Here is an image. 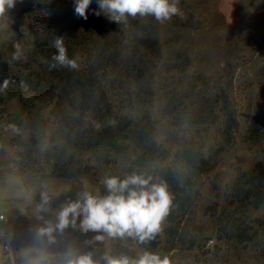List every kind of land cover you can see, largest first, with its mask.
Returning <instances> with one entry per match:
<instances>
[{
	"label": "rangeland",
	"instance_id": "374dc122",
	"mask_svg": "<svg viewBox=\"0 0 264 264\" xmlns=\"http://www.w3.org/2000/svg\"><path fill=\"white\" fill-rule=\"evenodd\" d=\"M223 1L179 0L181 15L171 20L160 23L154 17L141 18L152 24L148 35L160 42L155 50H147L133 39V33L124 30L112 34L111 47L107 46L103 25L98 30L87 21L81 22L72 36L74 44L67 43L83 56L88 69L105 82L116 110L130 114L140 125L151 126L159 143H165L171 151L180 147L219 150V156H211L212 172L199 181L200 195L187 219L203 236L200 247L185 250L197 233L189 229L187 222L175 238L170 236V224L163 221V244L168 250L174 246V251L161 255H169L172 264H264V231L253 236L259 227L257 218L264 220V206H251L246 213H240L236 211L239 204L230 205L226 199L232 195L238 172L259 165L264 171V138L257 143L246 141L248 125L264 102V53L254 47V39L264 33V0H239L232 15ZM44 6L59 17H71L67 0L47 1ZM95 17L88 11L89 20ZM179 19L186 23L191 19L196 26L200 24V29L176 25ZM29 30L25 19L0 21V31L25 47L30 45ZM56 37L63 36L51 38ZM33 53L37 57L39 52ZM13 71L0 70V78ZM225 101L229 102V109ZM17 104V100L9 103L7 115L0 123V209L5 219L12 220L16 241L10 263L23 264L25 253L36 247L45 250L49 262L63 257L65 249L77 251L79 244L109 248L111 238L106 234L102 241H96L98 233L85 234L71 227L55 234L53 243H48L47 238L38 239L35 232L42 222L36 219V208L41 194L46 192L51 198L52 212L46 219L54 222L55 213L74 187L97 192L92 187L96 179L124 178L133 172L151 175L157 182L162 163L156 160L139 167L136 155L141 146L126 141L117 148L74 152L78 163L94 168L90 175L73 179L39 177L23 170L22 164L21 169L15 165L20 147L13 139L28 134L26 118ZM230 111L236 119L234 130L229 125ZM45 149L46 145H42L41 153ZM215 208L218 215H223V222L210 216ZM218 230L222 240H218ZM209 241H215V245L207 247ZM135 250L139 255L145 251L138 246Z\"/></svg>",
	"mask_w": 264,
	"mask_h": 264
},
{
	"label": "trees",
	"instance_id": "16d2710c",
	"mask_svg": "<svg viewBox=\"0 0 264 264\" xmlns=\"http://www.w3.org/2000/svg\"><path fill=\"white\" fill-rule=\"evenodd\" d=\"M47 1L51 0H29L27 3L18 1L5 17L16 22L25 19L30 29L27 41L31 47H25L0 31V70L14 69L12 74L0 78V83L5 79L12 82L6 94L0 93V123L7 115L9 103L17 100V106L23 112L28 128L25 138L13 139V142L20 147L19 160L15 161V165L20 168L19 164H22L23 170L30 171L39 177L54 176L60 179H73L94 172L92 166L78 163L74 152L117 148L122 142H136L141 146L136 155L139 167L156 160L162 163L157 172L159 177L157 182H166L173 195L172 207L164 220L170 224V236L176 238L187 222L188 226H191L189 229L197 233L185 250L199 248L203 236L196 230L198 227L187 219L200 195L202 185L199 181L212 172L214 165H212L211 156L218 155L219 150L215 148L203 151L202 148L180 147L171 151L165 143H159L151 126L140 125L130 114L116 110L105 82L95 72L89 70L83 56L67 44L68 42L74 44L72 36L77 33L79 24L87 21L98 30L103 25L107 46L111 45L109 39L113 37L112 34H118L120 30H124L133 33V39L147 50H155L160 47V42L157 38H151L148 35L152 30V24L149 25L141 19L145 17L151 19L153 16L137 15L128 17L126 21L120 23L110 22L103 14L84 20L75 13V0H67L71 17L63 18L46 9L44 5ZM97 8L96 0H92L88 11L94 14L93 10ZM175 24L200 29V24L196 26L191 19L187 23L179 19ZM136 33H141L142 36H137ZM152 33L155 34V32ZM56 35L63 36L65 39L69 57L76 60L77 68L51 67V57L56 49L50 38ZM16 43L21 45L26 56L25 60L11 61L13 45ZM254 47L258 53H264V33L254 39ZM36 50L39 52L37 57L33 53ZM224 104L228 109L230 108L228 101ZM229 113V125L234 130L236 124L233 123L236 119L233 117V112ZM247 135V143H257L264 138V102L257 108L249 123ZM42 145H46L43 153L40 150ZM92 187L96 188L97 192H94V189L74 187L68 198L75 199L77 194L83 191L106 194L101 180L96 179ZM226 197L230 205L239 204V209L236 211L240 213H246L251 206L256 208L264 206V171L260 165L238 172L232 187V195ZM220 209L227 211L226 208ZM209 214L212 218L218 217L219 222L224 221L223 215L221 213L218 215V208L212 209ZM256 222L259 227L253 236L264 231L263 218H257ZM74 235L77 239L78 236ZM217 236L218 240H222L219 230ZM163 239V232L146 243H139L130 237L123 239L117 237L111 238L109 248L99 244L78 243L80 246L77 252L81 254L92 252L93 258L101 261L106 253L113 256L125 254L133 258L138 257L135 246L160 254L172 253L174 246L168 250L163 244ZM175 242L174 239L171 240L172 245ZM66 251L68 250L65 249ZM62 259L63 257L52 258L50 263L59 264Z\"/></svg>",
	"mask_w": 264,
	"mask_h": 264
},
{
	"label": "clouds",
	"instance_id": "9594fccd",
	"mask_svg": "<svg viewBox=\"0 0 264 264\" xmlns=\"http://www.w3.org/2000/svg\"><path fill=\"white\" fill-rule=\"evenodd\" d=\"M17 0H0V21ZM98 8L93 10L96 16L101 14L110 22L120 23L128 17L137 15L153 16L158 22L171 20L173 16L181 15L179 0H96ZM92 0H75V13L84 20L88 19V10ZM56 51L53 53L52 68L68 67L77 68L74 58H70L68 48L63 37H56L53 41ZM11 61L26 59L19 43L13 45ZM9 79L0 83V93L6 94L11 85ZM23 87V82H21ZM106 194H93L83 191L75 199L68 200L55 213V221L46 219L52 212L51 198L45 192L41 194V202L36 208V219L42 225L36 229V237L40 240L47 238L48 243H53L57 233L62 234L71 227L79 229L82 233H98L96 241H102L106 234L110 238L130 237L139 243L154 240L162 232V224L168 216L173 203V195L166 182H154L151 175L133 172L120 178L106 176L102 181ZM88 243H91L90 241ZM31 253H35L32 255ZM23 264H50L45 250L36 247L25 253ZM59 264H172L169 255L143 251L138 257H129L121 254L113 256L105 254L101 260L94 259L92 252L78 253L69 249L63 255Z\"/></svg>",
	"mask_w": 264,
	"mask_h": 264
},
{
	"label": "crops",
	"instance_id": "0c3cea01",
	"mask_svg": "<svg viewBox=\"0 0 264 264\" xmlns=\"http://www.w3.org/2000/svg\"><path fill=\"white\" fill-rule=\"evenodd\" d=\"M249 1H253V0H249ZM223 5H224V7L227 8L229 14L232 15L237 10V7L239 6V0H224ZM227 5H228V7H227ZM0 214H3L1 209H0ZM13 225L14 224H13L12 220L11 219L8 220L7 218L4 221L0 222V264H11L10 263L11 258H12L11 252L14 253L15 242H16L15 237L12 234ZM3 236H5L7 238L9 245H11L10 246V252H9L8 256H5L3 253V249H2V245H1V239Z\"/></svg>",
	"mask_w": 264,
	"mask_h": 264
},
{
	"label": "built area",
	"instance_id": "2783aa9c",
	"mask_svg": "<svg viewBox=\"0 0 264 264\" xmlns=\"http://www.w3.org/2000/svg\"><path fill=\"white\" fill-rule=\"evenodd\" d=\"M5 220V215L0 214V222ZM1 245H2V249H3V253L5 256L9 255L10 252V245L7 241V238L5 236L2 237L1 239ZM215 245V241H209L207 243V247H213Z\"/></svg>",
	"mask_w": 264,
	"mask_h": 264
}]
</instances>
